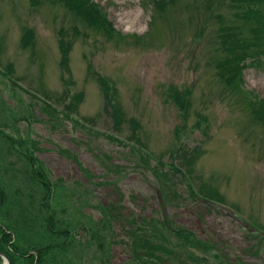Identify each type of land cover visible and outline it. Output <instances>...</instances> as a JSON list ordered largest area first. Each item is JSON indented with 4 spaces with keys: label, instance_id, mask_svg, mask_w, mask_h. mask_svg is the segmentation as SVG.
I'll list each match as a JSON object with an SVG mask.
<instances>
[{
    "label": "rangeland",
    "instance_id": "1",
    "mask_svg": "<svg viewBox=\"0 0 264 264\" xmlns=\"http://www.w3.org/2000/svg\"><path fill=\"white\" fill-rule=\"evenodd\" d=\"M90 1L104 9L123 39L87 28L59 0H0V188L9 197L6 208L18 213L27 206L38 218L40 210L45 213L46 195L60 220L68 223L53 227L70 229V245L76 240L78 248L48 250L46 264H137L130 262L133 219L162 221L164 210L174 230L185 228L215 243L229 263L264 264V119L245 104L237 81L228 87L219 80L213 61L226 56L216 52L222 25L217 16H224L223 25L243 26L245 21L235 16L239 10L229 0H166L165 12L155 0ZM133 11L139 24L122 20ZM73 25L79 27L78 35ZM27 29L35 33V46L24 50ZM59 30L72 42L69 72L61 66ZM249 30L244 27L247 36ZM262 61L243 73L242 91L250 99L248 92L255 95L257 103L264 100ZM10 65L12 74L7 72ZM90 66L110 79L125 117L139 122L143 148L128 139L129 123L120 132L113 128ZM173 89L192 92L186 119L170 97ZM78 93H84V101L67 118L65 107ZM8 137L24 144L14 146ZM33 143L42 149L35 153L45 163L51 181L43 180L52 193L45 192V183L24 155L35 150ZM182 147L181 153L200 156L190 184L196 189L205 184L207 198L223 204L190 196V184L171 164L183 171L187 166L182 158H169ZM139 149L151 156L149 164L140 162ZM162 174L177 192L166 203L158 191L171 182ZM109 204L115 219L103 223L99 207ZM56 238L61 247L65 233ZM35 248L30 246V254ZM81 251L84 262L78 258ZM203 255L208 264H222L208 252ZM169 260L180 261L178 255Z\"/></svg>",
    "mask_w": 264,
    "mask_h": 264
},
{
    "label": "trees",
    "instance_id": "2",
    "mask_svg": "<svg viewBox=\"0 0 264 264\" xmlns=\"http://www.w3.org/2000/svg\"><path fill=\"white\" fill-rule=\"evenodd\" d=\"M32 1L34 3L39 2V0ZM59 1H61L63 5L73 11L76 18L82 20L85 25H87V28H90L97 32H101L106 35L109 39H112L115 36H118L119 39L124 38L123 34L117 32L115 26L109 20L104 9L101 8L99 4L90 0ZM229 1L231 4H234L231 7L239 10L235 13V16L243 19L245 21V24L243 26L227 24L223 25L224 16H217V20L220 21L222 25L219 28V33L216 36L219 42V48L216 50V52H226V56H217L213 60L216 61L214 65L217 68V75L219 80L221 82H227L226 84L228 87L229 82L237 81L238 84L236 86V89L240 91L238 93L242 95L245 104H247L253 109L255 116L264 119V100L260 99V101L257 103L258 98L255 95L248 92V94L252 95L254 98L250 99V97L242 91L243 73L245 69L250 66H258L263 63L262 59L264 58V0ZM155 2L157 8H159V11H164L168 7L167 2L169 3V0H167V2L166 0H155ZM212 6L210 5V7ZM247 26H249L250 29V36H247L243 31L244 27ZM71 29L76 35L80 33V29L76 25H73ZM63 32V30H59L58 33L60 37L61 66L65 71L69 72L72 42L66 40L65 34ZM34 46L35 33L32 29H27L25 30V33L22 38V47L25 50L30 47L33 48ZM89 71L91 73H94L99 81L104 97L103 109L110 116L112 124L114 126L113 128H115L116 131L120 132L123 129L125 123H129L131 127V135L128 139L136 141L137 145L142 146L143 148V143L139 140L138 137V133L141 130L140 124L135 119L128 120L125 117V113L121 105H119V103L117 102V98L115 95L116 91L110 79L98 75L92 70V66L89 67ZM7 72L9 74L13 73L12 65L7 68ZM191 94L192 92L190 90H187L185 92H179L176 89H173L170 94V97H172L174 103L180 108L185 119L187 118L191 107ZM84 98V93H78L73 96V101L65 107L67 112H64L67 118L69 117L70 112L77 110L78 105L80 106V104L84 101ZM47 107H49L53 113H56L54 108L52 109V107L49 105H47ZM89 121L92 120L89 119ZM75 124L81 125L77 121H75ZM197 124L199 126L201 123L197 122ZM81 126L83 127L84 125ZM8 139L11 141V144H13L14 146L17 145V142L14 138L8 137ZM110 139L118 143L124 144L118 138L116 139L115 137H110ZM33 144L35 145L33 146V149L39 150L37 147V143ZM184 148L185 147H182L181 149L172 151L170 153L169 158L173 161H177L178 159L182 158V163L187 166L185 171H183L180 166L175 167L172 164L171 166L173 167L174 171L180 173L185 183L189 185L191 183L189 181V174H192L194 172L195 163L198 158H200V156L195 155L194 152H192L191 154H189V152L181 153ZM134 150L135 149H132V152H134ZM137 152L139 155L138 157L140 159V162L149 164L151 156L147 153H142L140 149ZM29 153L30 154H25L28 159L30 158V155H33L34 151L31 150ZM34 163L39 164L40 161L35 160ZM33 168L34 167L30 164L31 171L34 170ZM81 169L85 176H87L88 178H92V175L87 170L83 169L82 167ZM36 171H40L38 176H40V174L42 173H45V170L41 169L40 166L38 168L36 167ZM36 171L34 170L35 173H38ZM162 175L167 181L171 182L167 174ZM38 176L36 178H38ZM47 176L48 173H45L44 177L47 178ZM192 185L190 184L189 186V192L190 196H192L193 199H200V201H205L209 204H215V202L223 204V202H219L217 200H215L214 202V199L207 198L208 191H204L206 188L204 186L205 184L198 185L197 189L194 188V185ZM163 187L164 188H162V196L164 203L168 202V197L170 196V199H175V195L177 196V192L175 190L174 183L171 182V184H164ZM31 198L32 197L30 196L29 199ZM0 199H2V207L6 208V203H8L9 197H7V194L3 189H0ZM42 204V210L45 213L43 214V212L40 210L38 218L36 213L33 212L31 208H27V206H21L18 210V213L11 212V210L6 208L7 213L5 214V223L2 224L0 221V252L10 259L11 264H46V259H44V257L48 250H70L72 248V246L70 245V229L65 228L66 230H64V228L60 229L59 226L53 227V224H56V222H58L56 221V218H58V212L56 213L51 206H48V208L45 206V198L43 199ZM99 208L101 209L103 215L106 218V220H103V223L111 222V220L114 218L112 214V211L114 209L113 207H111V204L106 207L100 206ZM44 215H46V217L50 218L51 220H44ZM65 223L68 225L66 221ZM132 224L130 230V240L132 244L131 248L132 250L136 251V258L141 261V255L137 252L142 248H147L151 250H161L164 255L165 262H168L169 264H174L169 260V258L176 255H178V258L180 259L179 264H208V260L204 258L206 257V255H203L204 252H208L214 255L213 258L219 260L222 264H230L223 258L221 254H219L220 249L217 245H215V243L210 244L208 241H205L204 239L196 236L193 232L188 231L187 229L177 228L176 230H174L173 223H171L172 228L167 227L165 220L144 223L142 221H137L133 219ZM14 233L16 234L15 238L13 237ZM64 233L68 234V244L65 243L60 247L54 242V240L57 239V236H61V234L63 235ZM98 235L99 230L97 236ZM94 239H96V237ZM48 242L50 243L47 246H41L44 243ZM33 245L36 246L35 251L38 250L39 253L37 261L36 255L30 254L29 252L30 246ZM1 262L2 257L0 256V263ZM142 263L144 262L142 261ZM137 264L139 263L137 262Z\"/></svg>",
    "mask_w": 264,
    "mask_h": 264
},
{
    "label": "flooded vegetation",
    "instance_id": "3",
    "mask_svg": "<svg viewBox=\"0 0 264 264\" xmlns=\"http://www.w3.org/2000/svg\"><path fill=\"white\" fill-rule=\"evenodd\" d=\"M25 155V154H24ZM29 160V162L32 164V166L33 167H36L37 165L34 163V161H35V159H32V158H29L28 159ZM39 165H43L44 167H46L45 166V163H39ZM42 177V176H41ZM41 179V180H40ZM39 180H40V182H42L43 184L45 183V181L43 180V178H40ZM1 189V188H0ZM2 211H3V207H2V199H0V214H2ZM1 219V218H0ZM57 221H60V226H66V223L65 222H62L60 219H57ZM1 223H2V221H1ZM60 229H61V227H59ZM179 229H185V228H181V227H179ZM196 236H198V237H201L202 239H206V238H204V237H202V236H199V235H197V234H195ZM61 236H62V234H61ZM67 237H68V234H65V243L67 244L68 243V241H67ZM64 243V244H65ZM71 245H73V246H75V249H77L78 248V242L75 240L73 243H71ZM53 251V250H52ZM130 251H131V253H130V262H139L140 264H169L168 262L166 263L165 262V259H164V256H163V253H162V251L161 250H151V249H147V248H142V249H140L137 253H140V255H141V258H142V261L144 262V263H142V261L141 260H139L138 258H136V251H134V250H132L131 248H130ZM48 252V251H47ZM219 253H221V255L223 256V254H222V252L221 251H219ZM78 258H80V261L81 262H84L87 258L84 256V252L82 253V251H81V255H79V257ZM227 256H224V259L226 260V261H228L227 260ZM201 259V258H200ZM199 259V260H200ZM166 261H167V258H166ZM201 261V260H200ZM229 262V261H228ZM230 264H236V263H232V262H230Z\"/></svg>",
    "mask_w": 264,
    "mask_h": 264
},
{
    "label": "bare ground",
    "instance_id": "4",
    "mask_svg": "<svg viewBox=\"0 0 264 264\" xmlns=\"http://www.w3.org/2000/svg\"><path fill=\"white\" fill-rule=\"evenodd\" d=\"M127 19L133 22V24H139L140 19L139 16L137 15V12H129L125 15L122 16V20Z\"/></svg>",
    "mask_w": 264,
    "mask_h": 264
},
{
    "label": "water",
    "instance_id": "5",
    "mask_svg": "<svg viewBox=\"0 0 264 264\" xmlns=\"http://www.w3.org/2000/svg\"><path fill=\"white\" fill-rule=\"evenodd\" d=\"M158 196H159L160 201H162V193H161V191H158ZM163 212H164L165 222H166L167 226L170 227L169 215L166 212V210H164ZM0 256H2L6 260V264H11L10 260L5 255H3L2 253H0Z\"/></svg>",
    "mask_w": 264,
    "mask_h": 264
}]
</instances>
